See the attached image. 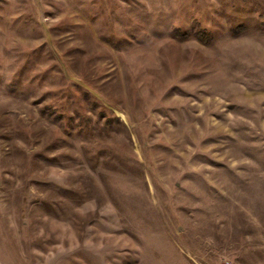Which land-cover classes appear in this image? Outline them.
<instances>
[{"label":"rangeland","instance_id":"obj_1","mask_svg":"<svg viewBox=\"0 0 264 264\" xmlns=\"http://www.w3.org/2000/svg\"><path fill=\"white\" fill-rule=\"evenodd\" d=\"M0 264H264V0H0Z\"/></svg>","mask_w":264,"mask_h":264},{"label":"trees","instance_id":"obj_2","mask_svg":"<svg viewBox=\"0 0 264 264\" xmlns=\"http://www.w3.org/2000/svg\"><path fill=\"white\" fill-rule=\"evenodd\" d=\"M207 38H208V36H207L206 34L203 33L202 36H201V38H200V40H201L202 42H204V43H209V42H208L209 40H208Z\"/></svg>","mask_w":264,"mask_h":264}]
</instances>
